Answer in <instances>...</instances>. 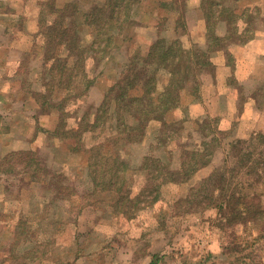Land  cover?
<instances>
[{"label": "rangeland", "instance_id": "rangeland-1", "mask_svg": "<svg viewBox=\"0 0 264 264\" xmlns=\"http://www.w3.org/2000/svg\"><path fill=\"white\" fill-rule=\"evenodd\" d=\"M102 1L0 0V15L14 18L2 45L12 49L14 58L26 55L15 72V65L8 64L12 56H0V162H6L0 166V264H264V212L256 219H230L224 205L234 189H215V184L227 187L233 181L234 187L252 180V188L246 185L244 192H256L264 205V79L252 96L237 88L241 120L222 112L190 119L200 99L201 73L214 71L210 65L194 68L197 93L183 90L179 105L165 116V127L148 126L145 139L128 143L123 134H115L114 125L107 127L110 118L107 125L92 123L99 122L98 109L123 75L130 54L147 55L143 24H166L173 8L151 9V16L135 19L121 33L120 25H114L113 46L97 63L88 61V88L74 84L65 94L51 77L56 63L64 61V41L49 33L59 18L52 12L76 4L85 35L82 11ZM171 1L183 10V0ZM253 4L264 10V0ZM177 28L168 40L189 48L186 26ZM123 35L130 37L127 48L120 43ZM82 43L91 45L89 35ZM189 80L190 86L195 84ZM111 148L128 163L125 193L136 199L145 188L146 196L151 181L159 185L155 201L146 196L134 209L133 201L121 203L119 182L99 183L112 170L102 174L98 167L107 163H91L97 150ZM195 149L201 152L196 168L185 172ZM146 155L161 158L168 172L153 178V165L151 172L139 166Z\"/></svg>", "mask_w": 264, "mask_h": 264}, {"label": "trees", "instance_id": "trees-1", "mask_svg": "<svg viewBox=\"0 0 264 264\" xmlns=\"http://www.w3.org/2000/svg\"><path fill=\"white\" fill-rule=\"evenodd\" d=\"M140 1L104 0L100 3L95 2L88 10H83V21L81 22L87 27V34L85 35H89L90 37V46L82 45V39L85 35H82L83 32L77 20V14L80 8L76 4L65 5L62 9L56 8L52 13L58 14V22L53 24V29L49 33L53 37L61 38L62 42L64 41V61H60L57 55V61L59 60L56 63L58 70L51 72V77L54 75L53 77L55 78L54 84L56 83L57 87H64L65 94L70 93L74 89V84L81 89L88 88L92 81L87 74L89 59L97 63V60L102 59L107 50L113 46L114 40L110 31L115 28L114 25H120L121 33L127 24L129 25L131 22L136 21L134 17L137 10L134 9L133 12L131 8L132 6L138 7ZM206 1L209 3V6L206 9L205 16L208 19V25H211L213 23V10L211 9V5L215 0ZM161 4L163 6L170 5V8L179 9V5L174 4L173 1L168 4L165 0H162ZM248 8H255L257 10L258 7L250 6ZM232 13L234 15L228 13V19L232 25L230 35L234 37V40L244 41L249 35L248 29L251 24L246 21V26H243V30L240 31L237 23H234L236 19L233 21V18L236 17L233 10ZM246 16L250 17V15ZM183 25L184 22L181 20V16H177L175 29L177 30V27H182ZM129 39L130 37L123 35L120 43L129 41ZM57 43H60L59 40H57ZM115 44L117 43L115 42ZM87 46L90 53L86 48ZM115 46L118 47V45ZM135 56L137 55L134 53L130 54L123 75L116 84L110 86L108 94L107 92L105 94L104 101L98 111L105 113L106 116L102 117L101 113L98 112L96 119L99 117V122L92 123L96 127L100 122L107 125L105 119L110 118L111 121L107 127L112 128L110 125H114V129L116 130L115 134H123L124 139L128 143L145 139L147 136L145 131L148 126L164 124L165 127V116L179 105L181 95L184 93L183 90L189 87L192 93H197L198 79L194 78V70H196L194 68L202 69L209 65V60L204 50L198 47L185 48L179 41L175 39L168 40L165 37L156 39L150 45L148 53L144 58ZM191 71H193V76L190 77ZM160 75H162V80L160 79ZM190 78L192 79L191 82L193 84L195 83L192 86L188 84ZM110 110H112V117L109 116ZM109 134L111 133H107L108 136ZM163 137L166 138V136ZM203 144L206 143L203 142ZM108 151H111V153ZM199 153H201L199 149L190 152L193 161L188 164V168H185V172L192 171L196 168L197 164L195 159L196 156L200 155ZM2 160L0 166L6 163L4 159ZM161 160V158L146 155L139 166L144 171L151 172L150 169L153 165V169H156L157 173L156 175L153 174V178H156L160 176L159 173L163 171L168 172L167 169H164L167 166L160 165ZM98 162L107 163L108 165L102 164L98 167L102 174L105 171L107 172V170L108 172L112 170V173H109V176L105 177L108 181L100 176L103 179L99 183L110 184L113 182L116 183V181L119 182L116 186V191H118V195L121 197V203L125 204L127 201H133L132 206L136 209L142 201H146L144 197H150L147 198L149 199L148 202H153L158 198L160 193L159 185H154L150 180L148 185H146V196H143L145 188L141 190V195L137 196L136 199L132 196L131 192L127 191L125 193V187L123 185L128 163L119 154L113 153L112 148L107 149V151L97 150L91 164L94 165ZM183 163L184 161L181 162L182 165ZM205 163L207 162L205 161L202 164ZM240 165L243 164L240 163ZM96 177L97 175H92V178L98 184ZM251 181L248 182L247 180L241 186L236 185L234 187L232 186L234 185L233 181L227 182V184H230V186L228 185L229 188L228 186H222V184H218V187L215 184V189L218 190V193L222 192L225 188L226 190L230 188L234 189L233 192L229 193V196L226 198L227 203L224 205L229 210L228 216L230 219L236 217L237 219L246 221L250 218L256 219L259 214H263L264 205L258 201L257 193L252 191L251 194L249 191L244 192L246 185L249 189L252 188ZM144 206L146 207L147 205L145 204ZM153 263L152 261L151 264Z\"/></svg>", "mask_w": 264, "mask_h": 264}, {"label": "crops", "instance_id": "crops-1", "mask_svg": "<svg viewBox=\"0 0 264 264\" xmlns=\"http://www.w3.org/2000/svg\"><path fill=\"white\" fill-rule=\"evenodd\" d=\"M161 1L141 0L138 5H143V8L138 6L134 18L140 20L146 14L151 16V9L154 8L165 11L169 5L163 6ZM165 1L168 3L171 0ZM183 1V10L180 12L179 9L173 8V15L170 16L166 24L157 23L154 20L143 24L141 41L147 40L146 45L150 47L159 37L167 39L173 37L175 35V17L181 16L186 26L187 45L189 48L198 47L204 50L209 65L214 68L209 76H206L207 70L201 73L200 99L193 106V115L190 116V119L206 113L218 115L222 112L230 120H241L240 108L237 107L239 106L238 99L235 96L237 88L242 89L246 96H252L254 91L260 88L259 84L264 79V10L261 9L262 6L253 4L254 0H215L211 5L213 23L208 25L205 12L209 3L206 0ZM250 6L258 8L257 10L249 9ZM232 10L236 15L233 21L236 19L234 23H237L240 31L243 30V26H246L247 22L251 24L248 29L249 35L244 41L231 39L232 25L228 19V13L233 14ZM169 11H172V7ZM246 15H250V17ZM4 17L7 19H2ZM13 20V16L0 15V56L6 60L12 56L8 64L15 65L12 68L15 72L26 55L23 53L14 58V55H11L12 49L2 45V38L7 34L8 24ZM259 22L260 24L263 22L262 25ZM134 39L139 40L138 37H134L133 41ZM181 41L183 40L181 39ZM129 42L124 41L122 46L127 48ZM10 70L11 68H7V71ZM3 71L0 64V74ZM2 80L3 78L0 76V82ZM0 101L2 100L0 99Z\"/></svg>", "mask_w": 264, "mask_h": 264}]
</instances>
